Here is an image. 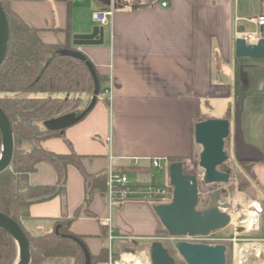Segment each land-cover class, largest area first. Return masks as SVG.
Segmentation results:
<instances>
[{"label": "crops", "instance_id": "obj_1", "mask_svg": "<svg viewBox=\"0 0 264 264\" xmlns=\"http://www.w3.org/2000/svg\"><path fill=\"white\" fill-rule=\"evenodd\" d=\"M90 1L91 6L65 0H9V4L26 23L39 29L44 42L74 46V34L98 25L92 13L104 3ZM161 1L145 5L117 1L112 27L104 26L103 44L74 46L108 81L100 83L103 93L90 97L92 107L81 119L77 120L82 114H66L48 124L65 126L64 139L81 156L86 173L104 172L109 163L126 169L138 158L140 165L127 173L130 183L167 185V168L159 178L147 159L193 158L201 147L194 140L195 123L227 119L229 164L245 182L246 192H242L256 198L257 191H264V58L236 57L235 40L238 33L257 32L259 27L246 19L259 7L231 0H165L166 6ZM64 139L47 138L42 145L66 154L69 148ZM130 175H134L133 182ZM28 180L54 184L57 176L51 164L40 162ZM89 187L90 181L68 165V217L81 206ZM89 210L90 216L79 212L70 230L83 235L89 251L98 254L103 245L108 246L101 236L108 228L106 194L95 190ZM28 213L22 224L30 234L50 232L62 213L60 199L33 203ZM111 225L117 237L113 253L119 245L141 244L165 235L155 204L149 201L118 202L111 210ZM261 227L262 235L256 239H264V222ZM98 264H108V259Z\"/></svg>", "mask_w": 264, "mask_h": 264}, {"label": "trees", "instance_id": "obj_2", "mask_svg": "<svg viewBox=\"0 0 264 264\" xmlns=\"http://www.w3.org/2000/svg\"><path fill=\"white\" fill-rule=\"evenodd\" d=\"M8 25V40L0 64V108L9 120L13 135V154L10 165L0 173V213L12 219L23 230L28 242L29 264H98L108 259V247L103 245L98 254H92L83 235L71 232L70 225L80 211L90 216L93 192H106V171L95 174L85 172L81 156L63 136V127L42 126L54 118L66 115L83 102L77 94L91 93L95 82L98 92L104 77L95 72L89 60L74 46L44 42L39 29L29 25L10 6L1 1ZM69 31V25L65 29ZM90 65H89V64ZM90 104L91 99H88ZM85 115L82 114L77 120ZM228 116V113H227ZM51 137L63 138L68 153L59 154L43 147L42 142ZM2 135L0 133V152ZM192 159V157L190 158ZM168 162L182 160L167 158ZM40 162L53 166L57 180L54 184H31L28 176ZM75 166L85 180L90 181L83 202L75 213L66 214V170ZM137 167L120 171L126 174ZM238 190L246 185L238 182ZM240 190V191H243ZM244 192V191H243ZM59 197L61 216L54 219L50 232L32 235L22 221L29 217L28 207L33 203ZM106 229L101 236L106 237ZM136 244V241H133ZM116 250L112 257L115 259ZM17 246L14 238L0 227V264H14Z\"/></svg>", "mask_w": 264, "mask_h": 264}, {"label": "water", "instance_id": "obj_3", "mask_svg": "<svg viewBox=\"0 0 264 264\" xmlns=\"http://www.w3.org/2000/svg\"><path fill=\"white\" fill-rule=\"evenodd\" d=\"M8 40V25L0 1V64L4 58ZM104 27L95 25L87 33L74 34V46L102 45ZM235 56L264 58V28L256 32V43L246 44L242 39L235 40ZM89 64V63H88ZM90 65V64H89ZM97 87V81L95 82ZM98 92V89L96 93ZM0 133L2 145L0 152V173L10 165L13 154V135L8 118L0 108ZM229 134L227 119L208 118L194 125V140L201 146V166L205 170L203 181L226 184L230 180L229 172L218 170V166L227 160L224 141ZM168 184L172 187V199L167 203L155 205L156 214L165 234L171 236H206L210 232L223 228L229 223V216L220 212L213 201L220 199L219 191L210 196V204L197 209L198 177L190 159L168 163ZM0 227L14 238L17 256L14 264H29V242L20 226L9 217L0 213ZM133 252L132 249H127ZM176 251L186 264H226L224 244L181 242ZM150 264H176V261L159 239L151 241L149 246Z\"/></svg>", "mask_w": 264, "mask_h": 264}, {"label": "built area", "instance_id": "obj_4", "mask_svg": "<svg viewBox=\"0 0 264 264\" xmlns=\"http://www.w3.org/2000/svg\"><path fill=\"white\" fill-rule=\"evenodd\" d=\"M0 1H9V0H0ZM65 1H78L84 2L86 0H65ZM103 2L104 5L99 7L97 10L93 11L92 13V20L97 23L99 26H110L112 27L113 24V17L115 13V4L117 1H124L131 5H145L154 0H94ZM234 3L244 1L247 3H255L258 5L259 10L255 14H250L247 17V21L254 23L256 26L261 27L264 26V0H231ZM162 6H166L167 2L162 0L160 2ZM237 39H242L245 41L246 44H254L256 43V31L255 32H245V33H238L236 34ZM110 80V79H109ZM109 98L111 97V84L106 90ZM148 165L154 169H163L164 167L167 168L168 161L166 159L154 157L148 158ZM140 165L139 159L134 158L132 159L131 166L138 167ZM106 197L108 202L109 208V215L106 219L107 221V242H108V264H119L122 261L123 255H134L133 252H129L125 250L120 254L119 260H114L112 257L113 250H112V242L117 238L114 235V229L111 225V210L113 207L117 205L118 202L132 199V200H143L149 201L158 205L160 203H167L170 202L172 199V187L167 185H139V184H132L129 182L128 176L125 172H122L116 169L111 163H109L106 169ZM243 196L244 200H250L246 198L243 193H237ZM228 205L226 204L225 212L229 216V224L233 225V232L232 236L227 239L222 238H213L210 234L206 236L197 235V236H171L169 234H165L163 237H158L156 239H168L175 243L177 240L178 243L181 242H192V243H207V244H230L229 249H227L229 253V259L231 264H253L250 254L246 251H242V247L252 246V245H261L264 243V239H252V238H242V232L239 231L241 226L243 227L244 224H236L233 222V214L237 211L236 209L230 210ZM261 206V205H260ZM238 209V208H237ZM261 211L258 215V219L256 223L252 224L248 229L246 226L245 232H249L250 230H256L258 227V220L260 217ZM183 240V241H182ZM177 244V242H176ZM241 252V253H240ZM239 257L242 261H240Z\"/></svg>", "mask_w": 264, "mask_h": 264}, {"label": "rangeland", "instance_id": "obj_5", "mask_svg": "<svg viewBox=\"0 0 264 264\" xmlns=\"http://www.w3.org/2000/svg\"><path fill=\"white\" fill-rule=\"evenodd\" d=\"M83 5L91 6V1L86 0L83 2ZM253 7H256V6L253 4ZM86 16L89 18V16H90L89 11L87 12ZM97 89H98V87L95 84L94 89L91 93L77 94V96L82 97V98L85 95L86 98H83V102L81 104H79L76 108L71 110L69 113H67V115L70 116V115H74V114H83V113L88 112V110L92 107V100H91L90 104H88V102H89L88 99L96 93ZM41 125L42 126H49L48 121L43 122ZM226 141H227V138L224 141V151H225L226 155L228 156ZM199 149H201V147L199 148V146H198V150L196 151L194 157L192 159H190L194 164L195 171H196V174L198 177V200H197L196 208L200 210V209L207 207L211 202V200H210L211 194L214 191H219V194H220L219 200L221 202L227 204L228 205L227 207H229L230 210H232V208L237 210V208L240 206L239 204H236L237 193H243L242 191H240L243 189L238 190L237 187H239V184L236 186L235 182H237V180L238 181L240 180L243 182V180L240 178L239 175L235 174L234 169L231 168V166L229 164V158L227 157V160L218 166V170L223 171V172H229L230 180L226 184H221V183H209V184H207V183H205L203 181L205 170L201 166V158H200V152L201 151ZM153 172L157 173L159 178H162V176H164L166 174L165 167L163 169H160V170L154 169ZM235 176L237 177V180L234 179ZM129 178H130V181L133 182L134 175H130ZM243 183L245 184V182H243ZM245 190H243V191L246 192ZM256 194H257L256 198L251 197V196H250V198L257 201L261 205V208H262V212H261L259 220H258V227L256 230H253V231L250 230L249 232H245L244 226L243 227L241 226L239 231L242 232V234H241L242 238H252V239L254 238L255 239V236L262 235L258 231L260 229V226L263 227V222H264V191H257ZM244 196L246 198H249L248 194L247 195L244 194ZM262 227H261V229H262ZM232 232H233V225L228 223L225 227L212 231L210 233V235L213 238L227 239V238H230L232 236ZM151 241H153V239L146 240V241L142 242L141 244H122V245H119L117 247L118 248L117 252H119V254H117V256L114 260H119L120 254L122 252H124V249L129 248V249L133 250L134 255H136L135 257H139L141 259L140 260L138 258L140 261H142L140 264H150L149 246H150ZM160 241L163 243L164 247L168 250L169 254L174 257L176 264H186L176 251V242L178 243V241H181V240H177L175 243H173L171 240L163 238ZM261 243H264V242H261ZM226 245H227V248L229 249L230 244H226ZM228 249H227V254H226L225 260H226V264H231V262H229L230 259H229Z\"/></svg>", "mask_w": 264, "mask_h": 264}, {"label": "bare ground", "instance_id": "obj_6", "mask_svg": "<svg viewBox=\"0 0 264 264\" xmlns=\"http://www.w3.org/2000/svg\"><path fill=\"white\" fill-rule=\"evenodd\" d=\"M244 200L241 194L237 195L236 204H239L237 211L233 214V222L236 224H244L248 229L252 224L256 223L258 215L261 211L260 204L254 199ZM220 212H225L226 204L220 200L213 201ZM226 213V212H225ZM211 233V232H210ZM227 248V245L224 244ZM242 251H246L250 254L253 264H264V245H252L242 247ZM241 253V252H240ZM136 256V255H135ZM125 254L123 255L122 261L119 264H140L142 261L139 257ZM140 260H139V259ZM240 261L241 258L239 257Z\"/></svg>", "mask_w": 264, "mask_h": 264}]
</instances>
